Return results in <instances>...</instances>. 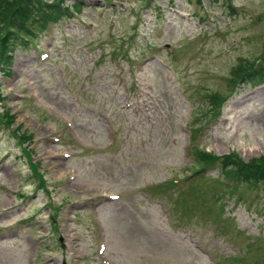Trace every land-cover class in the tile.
I'll return each instance as SVG.
<instances>
[{
    "label": "rangeland",
    "instance_id": "374dc122",
    "mask_svg": "<svg viewBox=\"0 0 264 264\" xmlns=\"http://www.w3.org/2000/svg\"><path fill=\"white\" fill-rule=\"evenodd\" d=\"M74 1L83 2V18L65 17L54 24L51 56L40 60L39 51L49 44L46 32L36 29V35L25 34L30 47L17 49L12 75H0V222L27 218L18 226V236L9 232L0 242V264H32L35 253L33 264H100L90 205L105 192L121 194L99 208L108 226L107 251L116 264H209L202 247L224 255V264H264V189L242 185L231 193L216 182L224 173L216 164L208 167L207 178L170 187L165 198L175 202H167L165 211L171 217L154 210L158 196L152 195L154 203L148 204L139 193L148 183L169 184L173 175L183 177L199 167L192 153H182L184 141H195L220 157L237 152L238 161L264 155V83L251 86L230 74L242 58L247 59L240 67H255L256 58L264 66V0H234L237 6L245 4L237 15L229 0H68ZM106 3H123L119 16L106 8L99 17L95 9ZM207 8L222 35L214 33L216 23H200ZM84 21L95 26L88 28ZM132 34L140 36L131 39L129 59L124 48L110 56ZM166 42L176 44L183 57L175 64L174 79H165L171 69L166 66L169 53L157 56L149 73L152 85L129 79V67L146 59L149 44ZM169 59L175 61L172 55ZM138 86L152 92L159 111L151 108L143 114L135 103L124 107L128 94H134V102L144 99L142 105L152 106L144 94L138 95ZM259 88L258 94L249 93ZM214 91L225 100L219 115L224 123L210 112L209 94ZM190 106L203 132L195 129L199 123L191 122ZM5 112L15 115L13 125ZM67 116L74 128L64 121ZM110 124L116 141L109 138ZM21 133H31L33 144L22 143L16 137ZM58 133L63 135L59 142ZM173 137L179 145L172 146ZM19 144L27 145L26 152ZM67 149L69 159L63 155ZM69 166L78 169L70 182ZM186 166L192 169L188 172ZM207 218L212 222L208 227L203 224Z\"/></svg>",
    "mask_w": 264,
    "mask_h": 264
},
{
    "label": "trees",
    "instance_id": "16d2710c",
    "mask_svg": "<svg viewBox=\"0 0 264 264\" xmlns=\"http://www.w3.org/2000/svg\"><path fill=\"white\" fill-rule=\"evenodd\" d=\"M52 1V3H51ZM0 0V70L10 58L7 51L19 40L21 31H30L33 21L42 22L55 8H64L65 0ZM57 15V13H55ZM247 70L240 71L241 75Z\"/></svg>",
    "mask_w": 264,
    "mask_h": 264
}]
</instances>
